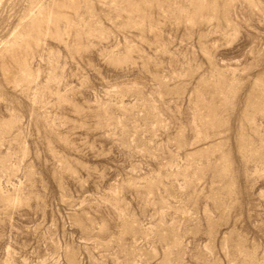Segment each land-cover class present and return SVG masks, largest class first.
Wrapping results in <instances>:
<instances>
[{
	"label": "rangeland",
	"instance_id": "obj_1",
	"mask_svg": "<svg viewBox=\"0 0 264 264\" xmlns=\"http://www.w3.org/2000/svg\"><path fill=\"white\" fill-rule=\"evenodd\" d=\"M0 264H264V0H0Z\"/></svg>",
	"mask_w": 264,
	"mask_h": 264
}]
</instances>
